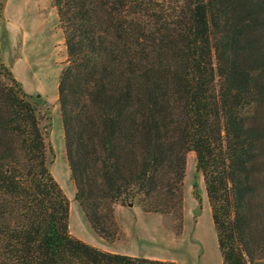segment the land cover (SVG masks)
<instances>
[{
    "label": "trees",
    "instance_id": "16d2710c",
    "mask_svg": "<svg viewBox=\"0 0 264 264\" xmlns=\"http://www.w3.org/2000/svg\"><path fill=\"white\" fill-rule=\"evenodd\" d=\"M51 1L65 155L91 228L116 238L119 202L180 213L192 151L222 264L264 260V0ZM40 103L0 61V264H196L70 233Z\"/></svg>",
    "mask_w": 264,
    "mask_h": 264
},
{
    "label": "rangeland",
    "instance_id": "374dc122",
    "mask_svg": "<svg viewBox=\"0 0 264 264\" xmlns=\"http://www.w3.org/2000/svg\"><path fill=\"white\" fill-rule=\"evenodd\" d=\"M65 58L63 33L51 0H0V61L25 92L41 97L38 111L47 147V165L69 201L70 233L99 243L98 234L74 198L75 187L65 155L57 101V82ZM186 159L180 213L147 212L136 200L119 202L114 205L113 218L117 236L100 243L112 252L132 256L222 264L204 180L196 169L194 152H187ZM257 264H264V260Z\"/></svg>",
    "mask_w": 264,
    "mask_h": 264
},
{
    "label": "crops",
    "instance_id": "0c3cea01",
    "mask_svg": "<svg viewBox=\"0 0 264 264\" xmlns=\"http://www.w3.org/2000/svg\"><path fill=\"white\" fill-rule=\"evenodd\" d=\"M86 218V217H85ZM87 220V219H86ZM88 222V221H87ZM89 224V223H88ZM90 225V224H89ZM91 227V226H90ZM75 237L85 241L86 243H89L95 247H98L99 249H102V250H106V251H110L108 250L105 245H102L100 242H103V243H107V240L102 238L100 235H98V238H99V243L96 242V241H89L88 239H86L85 237H83L81 234H74Z\"/></svg>",
    "mask_w": 264,
    "mask_h": 264
}]
</instances>
